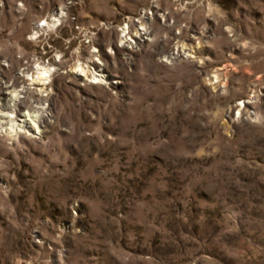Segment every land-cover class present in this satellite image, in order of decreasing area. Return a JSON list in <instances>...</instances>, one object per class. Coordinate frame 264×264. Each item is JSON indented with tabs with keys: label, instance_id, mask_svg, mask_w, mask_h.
Here are the masks:
<instances>
[{
	"label": "rangeland",
	"instance_id": "obj_1",
	"mask_svg": "<svg viewBox=\"0 0 264 264\" xmlns=\"http://www.w3.org/2000/svg\"><path fill=\"white\" fill-rule=\"evenodd\" d=\"M0 125V264H264V0H0Z\"/></svg>",
	"mask_w": 264,
	"mask_h": 264
},
{
	"label": "bare ground",
	"instance_id": "obj_2",
	"mask_svg": "<svg viewBox=\"0 0 264 264\" xmlns=\"http://www.w3.org/2000/svg\"><path fill=\"white\" fill-rule=\"evenodd\" d=\"M60 18L58 17H54V20H58ZM30 76V75H29ZM51 76V67L50 66H46V65H41V64H37L36 65V71L32 74V76L30 77V79L32 80L33 83H39V84H43V83H46V81L50 78ZM17 93V92H16ZM17 95V94H16ZM21 97H24V96H21ZM14 98H15V95H14ZM19 98V97H17ZM18 104L16 105V103L14 104V108H11L10 109V112L12 115H11V126L10 129L11 131H16L17 130V127L15 125L16 124V120L20 121L17 117L18 115H16L15 113H18ZM41 108V107H40ZM45 109V107H44ZM37 110V109H36ZM40 110V109H39ZM34 112V111H33ZM43 112V111H42ZM3 114V113H2ZM26 114H28L29 116H32V114L29 112ZM14 117V118H13ZM16 117V118H15ZM33 118V117H32ZM2 125V124H1ZM0 125V126H1ZM19 126L22 127V125L18 124ZM17 125V126H18ZM39 127V126H38Z\"/></svg>",
	"mask_w": 264,
	"mask_h": 264
}]
</instances>
